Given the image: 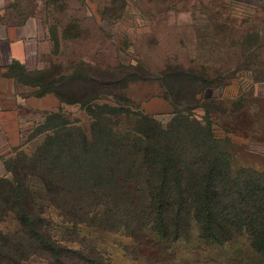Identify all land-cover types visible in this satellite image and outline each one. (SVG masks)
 I'll return each instance as SVG.
<instances>
[{
	"label": "rangeland",
	"instance_id": "374dc122",
	"mask_svg": "<svg viewBox=\"0 0 264 264\" xmlns=\"http://www.w3.org/2000/svg\"><path fill=\"white\" fill-rule=\"evenodd\" d=\"M10 6L28 36L24 64L12 70L18 93L44 99L48 110L29 113L0 173L9 169L28 182L37 211L50 200L36 176L59 177L79 163L105 156L113 160L114 152V162L123 163L125 151L116 143L127 134L135 139L145 134V116L164 128L177 118L182 126L177 138L187 141L199 133L186 121L207 122L220 148L230 154L233 169L264 173V0H11ZM167 60L191 72L194 84L187 89L202 96L194 109L164 100L167 89L160 74ZM128 72L134 75L123 80ZM96 76L100 85L79 80ZM188 80L182 83L187 86ZM65 123L69 126L61 128ZM114 170L131 174L126 162ZM3 177L13 180L9 174ZM131 180H114L110 202L130 201L119 194L134 187ZM14 202L0 183L5 230L14 222L5 209ZM58 215L50 209L42 216L57 239L82 246L92 238L111 264L259 261L244 239L203 243L194 226L183 239L145 250L121 232L98 234L81 226L73 234Z\"/></svg>",
	"mask_w": 264,
	"mask_h": 264
},
{
	"label": "trees",
	"instance_id": "16d2710c",
	"mask_svg": "<svg viewBox=\"0 0 264 264\" xmlns=\"http://www.w3.org/2000/svg\"><path fill=\"white\" fill-rule=\"evenodd\" d=\"M164 64L160 74L167 89L164 100L184 110L194 109L202 96L187 89L194 84L191 72L171 66L168 60ZM133 75L128 72L122 79ZM97 79L79 80L95 86L101 84ZM186 80L187 86L182 83ZM141 119L145 134L139 139L127 134L116 143V149L125 151L123 163L129 165L130 175L114 170L123 164L114 162V152L113 160L105 156L98 162L79 163L59 177L56 173L36 176L50 200L41 211L28 182L6 169L13 180L2 177L0 183L15 201L5 209L14 222L5 230L0 221V264H111L92 245V238L82 246L57 239L42 218L50 209L58 212L60 223L73 234L78 235L81 226L98 234L121 232L145 250L183 239L194 226L203 243L224 245L234 238L244 239L258 264H264V173L233 169L230 154L220 148L207 122L186 121L199 133L187 141L177 138L182 127L177 118L166 128L152 118ZM131 177L134 187L124 190L121 186L124 191L119 194L130 201L110 202L114 180L125 182ZM25 193H30V200ZM55 198H61L62 205L54 204Z\"/></svg>",
	"mask_w": 264,
	"mask_h": 264
},
{
	"label": "crops",
	"instance_id": "0c3cea01",
	"mask_svg": "<svg viewBox=\"0 0 264 264\" xmlns=\"http://www.w3.org/2000/svg\"><path fill=\"white\" fill-rule=\"evenodd\" d=\"M10 1L0 0V168L9 155V146L28 123L29 113L41 114L48 110L47 106H42L44 99L25 98L18 93L17 77L12 67L14 64H24L28 36L25 26L12 18ZM7 175L6 170L0 173L1 178Z\"/></svg>",
	"mask_w": 264,
	"mask_h": 264
}]
</instances>
